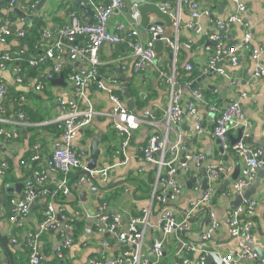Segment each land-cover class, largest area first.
I'll use <instances>...</instances> for the list:
<instances>
[{"label": "crops", "instance_id": "crops-1", "mask_svg": "<svg viewBox=\"0 0 264 264\" xmlns=\"http://www.w3.org/2000/svg\"><path fill=\"white\" fill-rule=\"evenodd\" d=\"M134 1L126 0L123 10L113 16L109 29L113 31L115 24L128 28L132 23L139 30L143 43L147 44L151 39L149 30L141 27L142 19ZM186 1L188 3H179L180 0H148L159 6L168 5L170 7L168 13L173 22L174 20L179 22L178 27L176 24L163 27L166 38L179 44L177 64L171 58L173 50L166 44L159 54L156 53V67H149L135 74L131 70L132 58H130L132 60H126V69L117 60L125 58L129 52L125 46L115 48L107 45L101 49L102 79L120 81L122 83L120 85H111L106 82L110 90L120 92L126 84L123 78L131 79L130 88L132 86L135 90L133 98L136 110L130 109L121 92L122 99L125 106L137 115L142 123L138 130L133 131L130 139L116 131L113 120L108 116L96 117L89 128L81 131L74 141V148L84 166L87 167L92 142L99 141L101 153L98 167L92 171V174L102 173L104 180L101 175L95 176L94 182L83 183L80 180L75 187L76 196L75 193L65 195L63 201L53 191L58 184V174L48 166L61 138V131L56 120L62 116L66 107L64 104L69 101H75L79 108L91 106L98 113L109 114L115 105L111 100L108 87L105 86V89L88 87L85 99L75 92L67 79L64 80V84H55L49 80L52 76L56 78L61 76L51 71L54 63L46 67L40 66L41 77L26 79L24 73L17 74L19 67L14 66L12 61L1 62L0 60V82L6 88V93L0 95V119L3 120L0 122V127L5 133L15 136L9 139L6 135H0V165L2 162H7L9 165L7 174L0 176V248L1 241L7 247V251L0 249V264H11V259L13 264H17L19 254L29 243L30 234L39 231L41 221L45 217V210L49 206L54 209L55 222L58 227L55 231L50 230L37 238V250L42 258L40 264H105L118 259L132 247L124 242L112 241L110 236L99 233L95 222L91 231H88L90 218L99 220L101 217L102 213L99 208L102 205L108 206L106 214L119 218L121 230L127 229L132 217L143 216L148 210H150L149 220L152 225L158 223L165 209L173 210L176 220L181 221L187 215L191 203L202 195L203 190L198 191L195 188L203 187L206 179L203 172L207 173L208 177L209 170L215 168L219 162L228 166L231 172L225 173L222 178L214 182L218 187V192L212 204L195 214L193 225L186 238L180 237L177 233L167 238L164 248L165 255L157 264H181L182 259L188 256L190 259L193 257L200 259L201 257L206 258L208 253L216 254L222 259L226 256L236 257L239 254L238 243L230 233L227 218L230 202L238 194L234 192V186L242 178V171L246 164L240 156L233 152H227L225 156L221 155L220 144L210 132L220 115V109L233 101H238L243 112L242 121L251 127L244 129L243 126H235L232 128L231 141L237 140L240 131L244 129L243 133L247 136V143L253 148L261 149L262 147L260 143L264 142V77H257L256 71L260 65L264 68V0H240V3L245 6L242 13H239L233 0ZM96 2L105 5L109 3V0H96ZM194 4L198 6L200 12H207L197 20L193 18ZM81 8L80 0H0V29L9 23L11 29L21 32L25 28H30L36 18H42L45 23L43 40L46 48L49 49L55 43L59 31L70 25L72 14H76L82 22H96L93 9V15H91ZM135 12L139 14L137 21L132 18ZM235 15L240 17L241 24L230 22V18ZM149 18L152 23L156 17L149 15ZM193 25L198 26L201 33H197ZM246 31L251 33L252 39L249 47L238 51L241 55L239 64L233 66L228 61V57L221 58L220 62L223 61V66L220 70L225 71V75L216 71L211 77H207L191 89L193 84L211 70L208 66L210 59L214 56L212 45L214 41H211L209 36L215 34L223 37L224 46L227 49L240 46L244 41ZM45 32L51 34V38H45ZM19 44L18 39L9 40L5 44L0 43V52L12 51ZM255 51L260 53L258 60L253 58ZM1 65H4V68H1ZM61 65L63 69L80 70L86 64L71 62L65 51L61 54ZM187 65L200 71L196 80L190 81L187 76L183 75V72L192 73L186 69ZM157 69L165 75L161 76ZM19 75L23 78L22 82H17ZM42 77H48V82L39 81ZM185 79H188V82L184 81ZM171 81H175L180 87L184 116L180 125L169 128L165 117L170 105ZM233 82L235 85L232 84ZM38 85H41L42 89L38 90ZM194 90L201 91L205 99L200 102L192 99L189 93H193ZM17 95H21L20 98H17ZM22 97H24L22 102H25L26 107L23 113L27 122L20 120L19 111H13V102L18 99L21 102ZM139 101L142 103L141 108L137 105ZM192 103H195L197 109L194 115H191L188 109L189 104ZM211 107H217V110L212 111ZM147 112L151 113L155 119L149 118ZM31 114L33 116L36 114L35 118H43V121L31 123L28 120L29 117H33ZM198 119L206 128V133L202 136L195 133V124ZM26 123H29V126ZM158 129L163 130V135L167 136L169 141H175L180 136L187 154L197 153L204 158L199 166L192 165L193 171L190 175H182L184 178L178 179L180 183H183L185 192L172 205L153 203L158 171L154 165L145 160L143 154L149 138ZM36 154L39 160L30 161L31 156ZM83 171L71 172V176L86 177L82 176ZM43 173L47 179L44 186L40 183V176ZM258 173L259 171L256 170L253 180L244 189H249L254 184ZM71 176L69 180L72 182ZM191 182L193 185L190 188L189 183ZM19 183L24 184L22 194L8 197L6 186ZM93 183L97 192L92 190ZM144 185L150 187V193H143L141 188L144 189ZM43 187L47 188L48 194L47 190H42ZM220 188H224L223 191ZM119 189H123V192L117 195ZM225 193L233 194L227 196ZM28 194L34 197L30 206L34 204L36 198L39 201L32 213L26 217L24 225L19 227L17 222L12 220L13 205L14 202ZM83 196H85L88 207L81 200ZM250 201L257 203L253 213L248 216L254 224L253 249H260L264 256V179L261 180L259 188ZM8 202L11 204L8 205ZM211 212L215 214L219 228L212 239L204 243L201 241V235L211 225L209 219ZM74 219L86 221L85 234L76 238L71 246H67L65 243L71 235L66 233V231H71L67 223ZM60 220L64 222V226ZM163 236L160 229H149L142 246L143 255L155 260L152 253V242L153 239H160ZM107 242L109 246L105 245ZM183 242L197 246V251L187 254L185 247L182 246ZM61 249H63L62 255L59 256ZM261 263L264 264L262 261ZM205 264H207V258Z\"/></svg>", "mask_w": 264, "mask_h": 264}, {"label": "built area", "instance_id": "built-area-1", "mask_svg": "<svg viewBox=\"0 0 264 264\" xmlns=\"http://www.w3.org/2000/svg\"><path fill=\"white\" fill-rule=\"evenodd\" d=\"M83 8H91L96 14V22L85 23L82 22L76 14L71 15L70 25L61 29L59 34L56 35L54 46L47 50L46 58L54 63L52 72L61 74L63 72V66L61 65V54L67 52L70 61L82 62L86 64L80 70L74 69L73 73L69 75L68 82L73 86L75 92L86 99L88 83L91 80H95L98 69L102 66L100 60V51L104 46L122 47L126 46L129 52L125 58L117 59L118 62L126 69V60H132V72L138 74L143 72L149 67L157 66V54L155 52V42L157 37L161 40H166L167 44L173 50V60L177 64L179 44L171 42L165 36V30L161 26H152L149 29L150 41L144 44L141 40L140 32L136 28V25L129 24L128 28L121 25L115 24L114 30L109 29V25L113 16L119 14L125 7L126 0H109V3L102 5L96 2V0H80ZM148 2V0H142ZM238 7L239 13L245 10L243 3L240 0H233ZM188 3L186 0H180L179 3ZM14 3V1H13ZM12 3V4H13ZM14 5V4H13ZM166 12L170 11V7L167 5L161 6ZM207 12H200L196 4L193 5V18L199 19ZM134 21L139 19V14L135 12L132 16ZM231 23H242L238 15L230 18ZM176 24L178 27V20H174L173 25ZM245 26V25H244ZM246 27V26H245ZM193 29L197 33H201V29L193 25ZM10 35V25L6 23L4 27L0 29V43L5 44L7 42L6 37ZM24 31L17 34L18 37H23ZM45 38H51V34L45 32ZM211 41L218 44L217 51L214 56L210 59L208 69H212L218 65L221 58L228 57V61L236 66L239 64L241 55L238 51L242 48L249 47L252 35L249 31L245 32L244 41L240 46L228 47L224 46L223 37L220 35L212 34L209 36ZM260 53L259 51L253 52V58L258 60ZM132 58V59H130ZM5 61H11V57L7 54L4 58ZM41 62H45L42 59ZM31 66H38V61H32ZM18 67V66H17ZM4 68V65H1ZM188 71H192L193 67L190 65L186 66ZM158 70V69H157ZM17 74H21V70L18 68ZM159 71V70H158ZM162 75L164 72L159 71ZM221 75H225V71L218 69ZM62 75V74H61ZM257 77H264V68L260 65L256 71ZM23 78L17 79V82H22ZM98 88L105 89L109 84H122L120 81H113L109 79L101 80L97 78ZM107 82V83H106ZM235 85V82L232 83ZM179 85L175 81H171V95L170 105L165 119L168 120V127L178 126L181 124V120L184 116V109L182 99L179 90ZM180 88V87H179ZM38 90L42 89L41 85H38ZM108 92L111 96V100L115 107L109 114L98 113L93 107L88 106L85 108H79L75 101H69L65 107L64 113L61 117L57 118L56 124L59 126L61 131V138L56 149L48 162V166L57 172L64 175H69L78 169L85 170L86 166L82 163L77 150L74 148V141L81 131L86 130L91 126L94 119L98 116H108L113 120V125L116 131L121 135L127 136L130 139L133 131L138 130L142 120L135 115L128 107L125 106L123 99L116 95L108 87ZM6 93V88L2 82H0V95ZM194 100H201L203 93L199 90H194L192 93ZM245 97V96H244ZM194 101V102H195ZM238 101H233L229 105L220 109V115L215 121V125L210 132L212 137L216 139L220 144L221 155L225 156L227 152H233L240 156L246 164V167L242 171V178L237 181L234 186V192L240 193L254 178L256 170L262 165L261 157L263 150L259 148H253L247 143V136L243 133L242 139L235 143H231L230 132L235 126H243L250 128V125L243 123V112ZM189 112L191 115L197 113L195 103L189 104ZM212 111L217 110V107H211ZM149 118L155 119L151 113H146ZM20 120L26 121L24 114H20ZM3 121L0 119V122ZM27 122V121H26ZM29 126V123H26ZM243 129V130H244ZM196 134L202 136L206 133L203 122L198 119L195 124ZM0 135H6L8 138H14L12 134H7L4 129H0ZM184 143L182 138L179 136L175 141H169L167 136L163 135V130L155 131L148 140V144L143 149L145 160L154 165L158 171V180L154 188L153 203L157 204H173L178 200L179 197L183 196L185 192L183 183L179 182L178 179L184 178V176L190 175L193 171L192 165L199 166L204 160L202 156L197 153L187 154L185 151ZM39 156L33 155L30 161L37 162ZM9 165L7 162H2L0 165V176L7 174ZM231 172V169L225 164L219 162L217 166L208 173V186L206 190H203L201 197L191 203V207L187 215L178 221L174 217L173 210H163L161 218L158 223L152 225L150 218V210L145 211V215L141 217H132L129 221L126 230H121V221L119 218L109 216L106 214L108 206L102 205L99 209L101 211V217L99 220L96 219V227L98 232L104 235L110 236L112 241L126 243L132 249H127L123 255L115 260L109 261L105 264H157L165 255L166 240L174 233L180 234L188 232L192 225L195 214L202 208L209 207L215 195L218 192V187L214 184L217 179L221 178V175ZM102 176V173L92 174V178L82 177L83 183L95 180V176ZM184 175V176H182ZM186 178V177H185ZM47 182L44 173L40 176V183L44 186ZM41 185V186H42ZM58 189L63 192L64 195H70V185L68 180L65 178L58 184ZM200 186L196 187L195 190L200 191ZM227 192V191H226ZM233 193H225L230 196ZM34 197L32 194L24 196L21 200L14 202L12 220L17 222L19 227H22L25 223V219L28 216V211ZM14 201V200H13ZM12 201V202H13ZM248 206L245 207V205ZM240 209L228 212V226L232 237L237 241L239 247V254L236 257L226 256L222 260L225 264H262L258 257V254L253 249L255 238H254V224L253 222L243 223L241 217L244 215H251L253 209L257 205L254 201L245 203ZM45 219L41 222L39 231L37 233H31L29 238V244L33 246V254L31 256V264H40V255L37 250V238H40L42 234L51 231H55L58 224L55 222V214L53 207L49 206L45 213ZM211 225L204 234L201 235V241L206 242L212 239L216 230L219 228V223L216 221V216L213 212L209 214ZM64 226V222L62 223ZM71 231H66L72 235V226L67 225ZM149 229L157 230L160 229L164 236L162 238H155L152 242V253L155 260H151L143 255V243L145 240V234ZM70 235V236H71ZM68 236L65 245L71 246L73 240ZM109 246L107 242L105 244ZM185 250L189 253L197 251V246L191 243L183 242ZM63 249L59 251V256L62 255ZM205 257L200 259L184 258L181 264H205Z\"/></svg>", "mask_w": 264, "mask_h": 264}, {"label": "trees", "instance_id": "trees-1", "mask_svg": "<svg viewBox=\"0 0 264 264\" xmlns=\"http://www.w3.org/2000/svg\"><path fill=\"white\" fill-rule=\"evenodd\" d=\"M44 28H45V23L42 20V18H36L35 21L33 22V25L30 28L23 29V31L25 33V35L23 37H18L17 34L19 32H15L13 29L10 28V35H8L6 37L7 42L9 40H12V39H18L20 41V44H19L18 47L14 48L12 51H4L2 53L0 52V60H1V62H4L5 56L7 54H9V56L11 57L12 64H14V66H16V67L17 66L19 67L21 72L24 73L25 76L27 77L26 79L41 77L40 76L41 75L40 66L46 67V66L51 65V63H52L51 60L46 58V54H47L48 48H46V45L44 44V40H43V33L45 31ZM212 45H213V53L215 54L216 51H217L218 44L216 42H213ZM53 46H54V44H52L50 46V48L53 47ZM179 51H180V49H179ZM178 54H179V52H178ZM42 59H45V62H41ZM32 61H38L39 65L38 66H31L30 63ZM73 70L74 69H72V70L71 69H66V68L63 69V72L61 74L64 76V80L68 79L69 75L74 72ZM102 70L103 69L101 67L98 69L97 75L95 77V80H91V82L88 83V87H92L93 86L94 88H98L99 82H97V78L103 80L102 77H101ZM192 70L193 71H191L192 73H190V74L183 72V75L187 76L190 81L196 80L199 77V74H200V71L198 69L193 67ZM110 77H107V78H110ZM188 79H185L184 81L188 82ZM39 81H41V82H46L47 81L48 82V77H42V79L39 80ZM130 91H131V95L134 96L135 95V90H134V88H132V86L130 88ZM113 92L116 95H118L121 98H123V96H122L120 91L115 90ZM20 96L21 95H17V98H20ZM23 98L24 97L21 98V102H20V99H18L17 101L13 102V104H14L13 111H19L20 114H22L24 112V109L26 107L24 105L25 102H22ZM137 105H138L139 108L142 107V103L140 101H139V103ZM35 117H36V114L33 117H29L30 119H28V120H30L31 123L32 122L33 123H37V122H42L43 121V118H35ZM1 128L2 127H0V129ZM77 171L79 172V171H81V169L76 170V172ZM70 176H71V173L69 175H64V174L59 173L58 174V183L60 181H63L66 178L68 180V184L71 187L70 188L71 194L74 195V193L76 192V188L75 187L80 182L82 177L76 178V176H71V180H72V182H71L69 180ZM74 183H76V184L74 185ZM144 186H145L144 189L141 188L143 193H146V194L150 193L151 192L150 187L147 186V185H144ZM42 190L45 191V190H47V188L43 187ZM53 191L56 192L59 195L58 198L62 199V201L65 200L66 196L63 194L62 191H60L58 189L57 185L53 188ZM122 192H123V189H119V192L117 193V195L121 194ZM48 193L49 192L47 190V194ZM76 194L77 193H75V196H76ZM161 211H162V208H161ZM140 216H135V217H140ZM44 219L45 218L43 217L42 221ZM241 221L243 223L251 222V220L248 218L247 215L242 216L241 217ZM67 224L72 226V235L70 236V238L73 241H75L76 238H78L80 236H83L85 234V227H86V221L85 220H76V219L69 220V222ZM188 232L180 233L179 236L183 237V238H186ZM32 254H33V246L28 243V245L23 247V251L19 254V261L17 262V264H31V256H32ZM41 259L42 258L40 256V263H41Z\"/></svg>", "mask_w": 264, "mask_h": 264}, {"label": "water", "instance_id": "water-1", "mask_svg": "<svg viewBox=\"0 0 264 264\" xmlns=\"http://www.w3.org/2000/svg\"><path fill=\"white\" fill-rule=\"evenodd\" d=\"M12 1V0H9ZM44 1V0H43ZM135 4L137 5V10L141 16L142 22H141V27L143 29L149 30L152 26H167V27H171L173 25V19L171 18L170 14L166 11H164L162 9L161 6L152 3V2H143L142 0H135L134 1ZM43 4V2H42ZM41 7V5L39 6V8ZM38 8V9H39ZM83 11H85L88 14L93 15V12L90 8H81ZM149 15H154L156 18L153 20V22H150V18ZM93 22H91L92 24ZM167 44L166 40H161L160 37H157V40L155 42V52L157 54H159L164 46ZM171 58L173 59V55H171ZM223 62V61H222ZM222 62L218 63V65L214 68H212L210 70L209 73L205 74L202 76V78H200L195 84H193L191 86V89H194L197 85V83L202 82L203 80H205L207 77H211L216 71H218V69H220L223 64ZM126 81V84L123 88H121V92L128 104V106L130 107L131 110L135 111V99L133 98V96L131 95V91H130V84H131V79L128 78H123ZM49 80H51L52 82H54L55 84H64V76L61 75L59 78L56 77H50ZM178 90H180L179 87H177ZM191 98L194 99L193 94L189 93ZM204 95L201 98V100H204ZM200 102V100H198ZM243 132L244 130L240 131V135L239 138L237 140H232L231 143L235 144L237 142H239L242 137H243ZM261 144V149L263 150V155L261 157L262 160V165L259 167L258 171V175L257 178L254 182V184L252 186L249 187V189H243L240 193L236 194L235 199L232 200V202H230L228 211H233V210H238L240 209L245 203L249 202L251 200V198L254 196L256 190L259 188L260 186V182L261 180L264 179V142L260 143ZM91 155L90 158L87 160V167L86 170H84L82 172V176H86L89 178H92V171L96 170L98 167V160L100 157V149H99V141L95 140L92 142L91 145ZM83 154V153H82ZM204 176H205V181L203 182V187L202 190H206L207 186H208V180H207V173L203 172ZM224 175H221V178ZM95 180H93L94 182ZM193 185V183H189V187L191 188ZM92 190L94 192H97L96 186L93 183L91 185ZM23 188H24V184L23 183H19V184H8L6 186V192L8 197H13L15 194L21 195L23 192ZM224 188H220L221 191H223ZM33 190V188H32ZM81 200H83V202H85V206L88 207V204L85 201V196L81 197ZM38 198H36V200L34 201V204L32 206H30L29 211H28V215H30L32 213L33 208L35 207V205L38 203ZM11 202H8V205H10ZM46 212V210H45ZM91 214V213H90ZM93 215V214H91ZM61 221V220H60ZM63 223V221H61ZM96 224V220H94L93 217L90 218V221L88 223V231H91V228L93 226V224ZM183 246V244H182ZM1 250H5L7 251V247L5 245V243H3L1 241ZM255 252L258 254L259 259L263 261L264 256H263V252L260 249H255ZM207 258V264H211V262H215V264H225L222 260L221 257H219L216 254H212V253H208L206 255ZM11 264H13V261L11 259Z\"/></svg>", "mask_w": 264, "mask_h": 264}]
</instances>
